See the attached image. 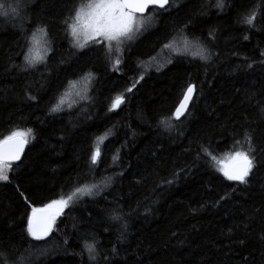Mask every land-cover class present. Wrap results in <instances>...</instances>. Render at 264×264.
Here are the masks:
<instances>
[{
	"label": "trees",
	"instance_id": "1",
	"mask_svg": "<svg viewBox=\"0 0 264 264\" xmlns=\"http://www.w3.org/2000/svg\"><path fill=\"white\" fill-rule=\"evenodd\" d=\"M89 1L0 0V141L28 142L0 180V264H264V0H170L134 39L81 45ZM235 151L240 181L222 170ZM60 201L34 237L32 211Z\"/></svg>",
	"mask_w": 264,
	"mask_h": 264
},
{
	"label": "rangeland",
	"instance_id": "2",
	"mask_svg": "<svg viewBox=\"0 0 264 264\" xmlns=\"http://www.w3.org/2000/svg\"><path fill=\"white\" fill-rule=\"evenodd\" d=\"M150 23L151 18H146L145 15H135L125 10L121 0H91L78 11L74 18L71 33L76 42L81 45L91 41H100L101 38L116 39L123 36L127 37L128 41L146 31ZM182 44L184 43L182 42ZM42 46L41 36L37 35L28 51L29 57L32 60H40L41 62L43 56L46 54ZM169 50L173 53L181 52L177 43ZM43 52L45 53L43 54ZM169 58V52L164 48L151 59V62H169ZM91 85L92 81L90 82V80H81L72 84L65 91L60 103L63 104L65 102V105H68V103L79 101L84 96L85 91L89 92ZM242 158L247 157L243 153L236 151L225 155L221 159L223 172L230 176L228 166L232 162ZM8 167V163H0V180L5 177ZM49 205L58 207L61 212L65 208V202L62 201Z\"/></svg>",
	"mask_w": 264,
	"mask_h": 264
},
{
	"label": "water",
	"instance_id": "3",
	"mask_svg": "<svg viewBox=\"0 0 264 264\" xmlns=\"http://www.w3.org/2000/svg\"><path fill=\"white\" fill-rule=\"evenodd\" d=\"M170 0H121L125 10L135 15H145L152 8L165 9ZM195 87L190 84L174 110L176 118H181L188 110L194 97ZM28 142L21 134L7 137L0 141V163H18L23 157ZM251 158H242L228 166V172L233 180L240 181L250 172ZM61 210L56 206L35 208L32 211L30 230L37 238L47 237L52 229V218L59 216Z\"/></svg>",
	"mask_w": 264,
	"mask_h": 264
},
{
	"label": "flooded vegetation",
	"instance_id": "4",
	"mask_svg": "<svg viewBox=\"0 0 264 264\" xmlns=\"http://www.w3.org/2000/svg\"><path fill=\"white\" fill-rule=\"evenodd\" d=\"M47 206H51V205H47ZM61 214V213H60ZM56 217H58V216H56ZM56 217H54V218H56ZM54 218H52V222H53V225H54ZM34 236V235H33ZM35 237V236H34Z\"/></svg>",
	"mask_w": 264,
	"mask_h": 264
}]
</instances>
